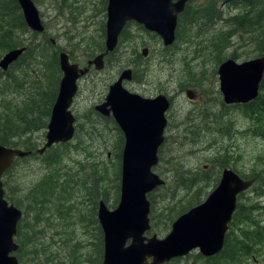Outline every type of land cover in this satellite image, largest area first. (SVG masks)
Wrapping results in <instances>:
<instances>
[{
    "label": "rangeland",
    "instance_id": "374dc122",
    "mask_svg": "<svg viewBox=\"0 0 264 264\" xmlns=\"http://www.w3.org/2000/svg\"><path fill=\"white\" fill-rule=\"evenodd\" d=\"M32 2L44 24L46 35L55 42V53L57 50L64 51L69 59L79 66H83L85 61L90 59L89 57L98 53L97 47L103 45L105 0H62L59 10H57L58 5H54V2L49 0H32ZM232 2L233 0L219 1L217 10L222 13V16L214 26L216 31L223 33L230 31L227 28L228 19L230 20L231 16L240 12L235 14ZM198 4L199 0H193L191 6L195 7ZM209 29L210 27L198 34L192 30L193 35H199L198 38L191 37L188 42L177 44L178 39L173 45L174 47L177 44L173 50L176 53L163 58L161 42L155 35L146 32L135 23H127L113 54L109 60H104L102 70L94 71L90 68L77 83L78 89L72 100L70 111L75 118V127L80 126V128L75 139L69 142L67 153L60 166L56 167L59 173L66 172L71 176L69 177L71 181L78 182L84 179L91 166L97 172L98 178L102 180L99 190L102 187L106 189L110 198L105 204L106 207L109 210L115 207L118 190V176L116 178L115 175L119 172V160H115L114 154L118 136L111 125L105 126L101 121H97L91 127L86 124L85 117L94 112L93 106L102 101L108 85L125 68L134 71L135 77L131 81L123 82L125 90L146 98L163 94L171 102L165 114L166 126L160 158L152 169L153 173L164 181L161 188L151 193V196L154 195L153 207H151L153 210L160 211L166 203L173 202L172 197L175 194H178L177 197H182L183 189L176 188V192L173 191L176 177L187 171L196 173L199 169L209 170L213 178L205 188L206 195L201 198L202 202L216 185L215 173L220 170L219 166H212L213 159L216 157L217 162L222 161L225 166L240 175L259 173L264 166V139L254 136L249 131L248 120L234 105L228 107L221 103L217 89L216 65H214L215 53L209 47L213 33ZM248 40V36H245L237 42L236 38L232 37L226 50L221 49L218 55L216 54L218 59L224 60L229 55H235L234 60L239 63L257 57L256 53L252 52L253 45L247 46L250 44ZM142 49H146L144 58L140 55ZM184 67L198 80L191 81L189 75L180 71ZM185 90L193 91L203 100H186L183 95ZM210 108L214 110L211 111ZM214 113L215 117H213ZM203 118H208L207 122L211 124L220 125L226 132L231 129V135L222 133L215 139L214 126H210L207 132L196 126V120H203ZM195 130H199L197 132H200L199 138L196 142L189 143L186 133L192 132L193 135L189 136L196 138ZM44 132L45 129H42L31 135L30 139L33 143L39 142L37 148L43 143ZM50 167L51 165L45 166L47 171ZM46 170L43 169L42 161L39 159L30 158L18 162L9 175L3 178L6 187L10 190L8 193L19 203L23 193L28 194ZM88 176H91V173ZM13 189H18L19 192L21 190L22 193H14ZM82 192L80 188L74 194L73 202L83 204ZM241 203L245 206H256L257 210L252 213L258 220L262 219L260 213L264 211V191H246L241 198ZM15 208L22 213L21 208ZM53 222L57 224L56 221ZM161 225L162 223L158 227ZM169 227L170 225L165 229L164 226V229L159 232L149 230L145 236L154 234L158 239L163 238L169 231ZM77 228L74 238L84 242L86 237ZM56 230L60 233L59 226ZM51 235L46 229L44 241H49ZM52 238L53 241L59 240L54 236ZM88 248L91 247L88 246ZM196 255H198L197 252L192 251L171 264H203L202 261H198L200 256L196 257ZM245 262L246 264H264V245L259 250L257 248L252 253V257L245 259Z\"/></svg>",
    "mask_w": 264,
    "mask_h": 264
},
{
    "label": "trees",
    "instance_id": "16d2710c",
    "mask_svg": "<svg viewBox=\"0 0 264 264\" xmlns=\"http://www.w3.org/2000/svg\"><path fill=\"white\" fill-rule=\"evenodd\" d=\"M219 1L199 0V4L195 7L191 6L190 2L187 3L183 12L177 17L174 43L178 39L186 43L191 37L198 38L199 35H193L192 30L198 34L210 27L209 30L213 36L209 41V47L215 53L216 68L223 61L217 57L219 51L226 50L232 37L239 42L240 38L248 36L250 44L247 46L253 45L252 52H255L257 57L264 55V0H233L235 14L240 12L231 16L230 20L228 19L227 28L230 31L226 33L214 29L222 16V13L217 10ZM123 31L119 38L122 37ZM174 43L169 47H161V51L163 53L168 51ZM19 47L25 48L19 58L9 65L5 72L0 71V145L31 152L25 158L14 159L1 178L4 199L7 203L22 209L13 238L18 247L14 256L18 264H100L102 241L95 210L98 201L102 200L106 204L110 199L106 189L102 187L99 190L102 180L98 178L97 172L91 166L84 179L78 182L71 181L69 179L71 176L66 172L59 173L56 167H59L63 161L69 142L54 145L37 155L34 151L39 146V142L33 143L30 139L32 134L46 128L49 110L56 94L60 72L55 48L51 46L45 34H37L26 28L15 0H0V56L6 51ZM102 50L103 45H99L96 51ZM111 54H108L107 58L111 57ZM169 56L170 54L162 55L163 58ZM235 58V55L228 56V59ZM132 79H135L134 71ZM234 107L241 115H245L249 131L254 136L264 139V72L257 97L251 102L234 105ZM97 121H101L105 126L111 125L116 131L118 143L114 158L119 160L122 143L119 130L110 118L100 117L94 112L85 117L86 124L91 127ZM79 128L80 126H74L72 140L77 136ZM230 130L225 131L224 134L231 135ZM199 133H196V138H191L189 135L193 133L187 132L189 143L196 142ZM160 152L161 146L157 153L158 160ZM30 158L41 160L45 170L46 165L51 167L32 186L28 194L23 193V198L18 203L14 196L9 194L10 190L6 187L3 178L9 175L18 162ZM216 159L217 157L213 159V165L225 166L222 161L217 162ZM89 173L91 176H88ZM183 173L176 177L173 188L174 193L176 188L183 189L182 197H177L178 194H175L172 197L173 202L166 203L160 211H156L151 208L154 195L151 196L150 193L147 196L148 220L152 232L162 231L164 226L167 229L177 216L199 204L201 198L206 195L205 188L213 179L209 170L199 169L196 173L190 171ZM117 176L119 188V172L118 174L116 172L115 177ZM240 177L254 178V183L249 190L264 191V166L259 173L240 175ZM80 188L83 191L81 194L83 204L73 202L74 194ZM13 191L22 193L18 189ZM244 193L236 197L235 210L227 225L223 245L218 254L204 258L197 253L200 256L198 261H202L203 264H246L245 259L252 257V253L264 245V211L260 213L262 219L258 220L252 213L257 210V207L245 206L241 203ZM117 198L118 190L116 201ZM88 206H90L89 209H87ZM161 223V227H158ZM57 226L60 233L56 230ZM76 228L86 237L84 242L74 238ZM46 229L52 234L49 241H44ZM52 236L59 240L53 241ZM177 261L171 260L167 264Z\"/></svg>",
    "mask_w": 264,
    "mask_h": 264
},
{
    "label": "water",
    "instance_id": "95a60500",
    "mask_svg": "<svg viewBox=\"0 0 264 264\" xmlns=\"http://www.w3.org/2000/svg\"><path fill=\"white\" fill-rule=\"evenodd\" d=\"M26 28L37 34L45 29L31 0H15ZM188 0H106L103 51L83 66L71 62L64 51L57 54L60 78L49 110L43 143L34 153L42 154L54 145L68 143L74 134L75 119L70 111L77 83L89 69L102 70L104 58L112 53L127 23H135L160 39L163 48L174 42L177 17ZM53 43V40H51ZM11 49L0 56V71L5 72L24 51ZM146 49L141 50L144 58ZM264 72V55L243 62L225 59L216 69L217 89L225 105H243L253 101ZM129 69L120 71L108 85L105 96L93 106L98 116L110 118L122 136L119 158V188L115 207L109 210L97 202L96 222L101 232L100 264H165L192 251L202 257L217 254L227 225L235 210L236 196L246 191L254 179H242L228 168L220 171L216 186L202 202L180 214L169 231L158 239L150 230L149 202L146 195L160 188L163 180L152 169L158 162V150L164 141L165 114L170 102L163 94L152 98L128 92L123 82L131 80ZM187 99L195 93L185 90ZM30 151L0 145V264H18L13 238L21 213L4 199L1 178L14 159Z\"/></svg>",
    "mask_w": 264,
    "mask_h": 264
},
{
    "label": "flooded vegetation",
    "instance_id": "af4514ba",
    "mask_svg": "<svg viewBox=\"0 0 264 264\" xmlns=\"http://www.w3.org/2000/svg\"><path fill=\"white\" fill-rule=\"evenodd\" d=\"M32 1V0H31ZM50 2H54V5L56 4V5H58V7H57V10H59V9H61L60 7V3H61V1L62 0H58L57 2H55V0H49ZM192 1L193 0H188V2L187 3H192ZM33 3V2H32ZM186 3V4H187ZM34 4V3H33ZM35 6V5H34ZM105 6H106V0H105ZM51 7H54L53 5H51ZM39 14V13H38ZM40 17V16H39ZM41 19V18H40ZM42 22V21H41ZM104 22H105V20H104ZM43 24V23H42ZM43 26H44V24H43ZM103 26H104V24H103ZM45 35H46V32L44 33ZM46 38H47V40L50 42V44H51V46H54V48H55V42H54V40H53V43H51V40L52 39H50V38H48V36L46 35ZM178 43H182V42H180V40L177 42V44ZM175 44V43H174ZM176 44V45H177ZM176 45L172 48V49H169L168 51H166V52H164L163 53V55L164 54H170V55H174L176 52H174L173 50L176 48ZM61 50H57L56 51V55L60 52ZM103 51V50H102ZM102 51H100V52H98V53H101ZM114 52V51H113ZM113 52H112V54H113ZM173 52V53H172ZM98 53H96L95 55H97ZM67 54V53H66ZM111 54V53H110ZM111 54V55H112ZM94 55V56H95ZM140 55H141V53H140ZM93 57V56H92ZM92 57H89L90 59L92 58ZM142 57V56H141ZM110 58V57H109ZM109 58H107V55H106V57L104 58V60H109ZM87 60H89V59H87ZM86 60V61H87ZM85 61V62H86ZM125 69H128V68H125ZM217 69V68H216ZM130 70V69H129ZM180 71H184L187 75H189V77H191V81H197L198 80V78H196L195 76H194V74L192 73V72H190L186 67H184L183 68V70H180ZM215 73H216V70H215ZM195 78V79H194ZM131 80H132V76H131ZM130 80V81H131ZM183 95H184V97H185V99L186 100H188V101H199V100H203L200 96L199 97H197L196 95V99H194V100H190V99H187L186 98V96H185V91L183 92ZM165 96V95H164ZM167 97V96H166ZM168 98V97H167ZM168 100H169V102H170V99L168 98ZM221 103H222V101H221ZM223 104V103H222ZM221 104V106L222 107H225V106H231V105H225V104H223V105H225V106H223ZM170 105H171V102H170ZM170 108V107H169ZM210 110L211 111H213L214 110V108H210ZM75 119V118H74ZM205 120L203 121V120H201V119H197L196 120V126L198 127V128H200L201 130H203V131H206V130H208L209 129V127L210 126H214V128H215V132H214V138H217V136L218 135H220V134H222V133H224L225 131L221 128V126L220 125H217V124H211V123H209V122H207L208 121V118H204ZM225 122H226V120H225ZM74 126H75V123H74ZM220 127V128H219ZM183 132V131H182ZM198 132V130H195L194 131V133H197ZM74 135V134H73ZM73 138V137H72ZM158 163V162H157ZM212 166H215V165H212ZM223 168H228V169H230V170H233V169H231L230 167H228V166H223V167H220V170H218V173H217V171H216V173H215V176H216V178H217V181H218V179H219V175H220V171H221V169H223ZM234 172H236L235 170H233ZM238 174V173H237ZM239 176H240V174H238ZM242 178V177H241ZM248 179H250V178H248Z\"/></svg>",
    "mask_w": 264,
    "mask_h": 264
},
{
    "label": "bare ground",
    "instance_id": "6f19581e",
    "mask_svg": "<svg viewBox=\"0 0 264 264\" xmlns=\"http://www.w3.org/2000/svg\"><path fill=\"white\" fill-rule=\"evenodd\" d=\"M37 38H38V37H37ZM172 53H173V52H172ZM130 71H131V70H130ZM131 73H132V71H131ZM194 79H195V78H194ZM261 80H262V79H261ZM259 85H260V84H259ZM258 90H259V88H258ZM166 98H167V97H166ZM167 99H168V98H167ZM193 127H194V126H193ZM213 128H214V127H213ZM219 128H220V127H219ZM231 128H232V127H231ZM207 134H208V133H207ZM215 139H216V138H215ZM233 172H234V171H233ZM236 174H237V173H236ZM237 175H238V174H237ZM238 176H239V175H238ZM239 177H240V176H239ZM240 178H241V177H240ZM242 179H243V178H242ZM253 179H254V178H253ZM253 183H254V181H253ZM253 183H252V185H253ZM163 185H164V181H163ZM163 185H162V186H163ZM252 185H251V186H252ZM162 186H161V187H162ZM251 186H250V187H251ZM250 187H249L247 190H249ZM247 190H246V191H247ZM246 191H244V192H246ZM153 192H154V191H153ZM244 192H240L239 194L244 193ZM151 193H152V192H151ZM149 194H150V193H149ZM149 194L146 195V198H147V196H148ZM239 194H237V195H239ZM236 197H237V196H236ZM147 200H148V199H147ZM102 202H103V201H102ZM148 202H149V201H148ZM235 205H236V204H235ZM240 240H241V239H240ZM190 253H191V252H190ZM190 253H189V254H190ZM217 254H218V253H217ZM217 254H215V255H217ZM187 255H188V254H187ZM187 255H186V256H187ZM215 255H213V256H215ZM213 256H211V257H213ZM184 257H185V256H184ZM184 257H182V258H184ZM204 258H209V257H204ZM177 259H179V258H177ZM172 260H173V259H172Z\"/></svg>",
    "mask_w": 264,
    "mask_h": 264
}]
</instances>
